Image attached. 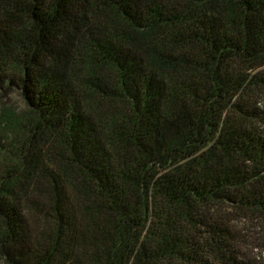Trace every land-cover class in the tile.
Wrapping results in <instances>:
<instances>
[{
    "label": "trees",
    "instance_id": "trees-1",
    "mask_svg": "<svg viewBox=\"0 0 264 264\" xmlns=\"http://www.w3.org/2000/svg\"><path fill=\"white\" fill-rule=\"evenodd\" d=\"M263 72L264 0H0V264H245Z\"/></svg>",
    "mask_w": 264,
    "mask_h": 264
},
{
    "label": "rangeland",
    "instance_id": "rangeland-1",
    "mask_svg": "<svg viewBox=\"0 0 264 264\" xmlns=\"http://www.w3.org/2000/svg\"><path fill=\"white\" fill-rule=\"evenodd\" d=\"M262 76L264 78V72ZM256 97V105L263 109L264 82L256 90ZM231 225L237 233L234 248L238 251V258L245 264H264V232L258 229L255 222L246 221L242 218H235Z\"/></svg>",
    "mask_w": 264,
    "mask_h": 264
}]
</instances>
